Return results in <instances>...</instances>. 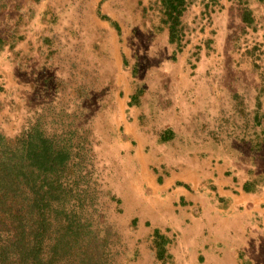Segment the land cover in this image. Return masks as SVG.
<instances>
[{"label": "rangeland", "instance_id": "rangeland-1", "mask_svg": "<svg viewBox=\"0 0 264 264\" xmlns=\"http://www.w3.org/2000/svg\"><path fill=\"white\" fill-rule=\"evenodd\" d=\"M206 2L186 0L177 44L159 0L0 1V132L37 124L68 148L69 203L111 227L108 264H264V4ZM206 157L227 191H259L226 210L204 178L221 210L180 221L153 179Z\"/></svg>", "mask_w": 264, "mask_h": 264}, {"label": "trees", "instance_id": "trees-1", "mask_svg": "<svg viewBox=\"0 0 264 264\" xmlns=\"http://www.w3.org/2000/svg\"><path fill=\"white\" fill-rule=\"evenodd\" d=\"M159 2L169 41L178 44L186 0ZM110 22L118 30L117 23ZM139 92L131 95L129 105ZM174 135L166 128L158 137L168 141ZM69 158L68 148L57 145L37 124L13 137L0 132V264H108L112 229L85 219L82 198L69 203L70 187L64 179ZM255 177L242 182L244 192L259 191ZM154 234L163 238L157 229ZM158 252L162 255L163 248Z\"/></svg>", "mask_w": 264, "mask_h": 264}, {"label": "crops", "instance_id": "crops-1", "mask_svg": "<svg viewBox=\"0 0 264 264\" xmlns=\"http://www.w3.org/2000/svg\"><path fill=\"white\" fill-rule=\"evenodd\" d=\"M210 160V157H206L194 160L195 164H191V162L185 163L178 169L170 167L167 170L168 173L162 175L161 182H157L156 176L153 179L156 181V184H153V186L162 193H165L166 197L169 198L171 202L177 203L180 200L183 203L180 207H178L179 204L175 206L178 207V215L180 216L178 219H180V221L186 219L190 221L199 219L206 221V218L212 220L213 214L216 215V212L221 210L215 205L211 207V210L215 209L217 211L210 214L209 204L203 201L202 194L197 190V188L203 185L202 183L205 179L213 182L214 189L217 191L216 193L218 196L225 197L232 202L231 206L228 205L229 207L225 208L226 210H233L232 207H234L235 203H238L240 199H247V196H249L247 192L241 189L242 182L238 187L244 193L239 191L237 186L234 187V189L238 194H233L224 189L225 187H233V184L236 183L235 177L233 174L225 176V171L227 170L226 165L220 167L214 161L212 162L213 166H211L209 164ZM208 171L209 173L206 174ZM252 195H254V193Z\"/></svg>", "mask_w": 264, "mask_h": 264}]
</instances>
